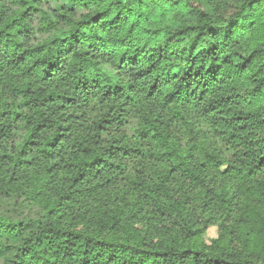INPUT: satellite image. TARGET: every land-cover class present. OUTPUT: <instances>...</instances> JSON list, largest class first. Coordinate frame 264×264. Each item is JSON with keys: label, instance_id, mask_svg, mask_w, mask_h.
Returning <instances> with one entry per match:
<instances>
[{"label": "clouds", "instance_id": "clouds-1", "mask_svg": "<svg viewBox=\"0 0 264 264\" xmlns=\"http://www.w3.org/2000/svg\"><path fill=\"white\" fill-rule=\"evenodd\" d=\"M0 264H264V0H0Z\"/></svg>", "mask_w": 264, "mask_h": 264}, {"label": "rangeland", "instance_id": "rangeland-1", "mask_svg": "<svg viewBox=\"0 0 264 264\" xmlns=\"http://www.w3.org/2000/svg\"><path fill=\"white\" fill-rule=\"evenodd\" d=\"M207 235L209 237H214L216 235V228L214 226H209Z\"/></svg>", "mask_w": 264, "mask_h": 264}, {"label": "trees", "instance_id": "trees-1", "mask_svg": "<svg viewBox=\"0 0 264 264\" xmlns=\"http://www.w3.org/2000/svg\"><path fill=\"white\" fill-rule=\"evenodd\" d=\"M211 226V225H210Z\"/></svg>", "mask_w": 264, "mask_h": 264}]
</instances>
